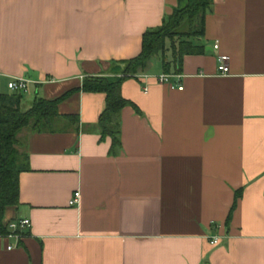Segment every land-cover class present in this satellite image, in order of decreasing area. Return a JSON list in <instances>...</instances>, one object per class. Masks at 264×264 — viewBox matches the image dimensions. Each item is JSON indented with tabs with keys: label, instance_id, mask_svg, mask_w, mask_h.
Returning a JSON list of instances; mask_svg holds the SVG:
<instances>
[{
	"label": "crops",
	"instance_id": "crops-1",
	"mask_svg": "<svg viewBox=\"0 0 264 264\" xmlns=\"http://www.w3.org/2000/svg\"><path fill=\"white\" fill-rule=\"evenodd\" d=\"M177 6L0 0V93L23 77L28 107L109 75ZM193 45L199 51L178 69L168 49L166 67L155 56L122 82L131 104L119 113L116 155L97 127L101 92L74 90L59 102L76 128L17 134L28 169L6 218L30 227L19 240L0 237V264H264V0H213ZM217 53L228 57L227 75ZM162 73L175 87L157 81Z\"/></svg>",
	"mask_w": 264,
	"mask_h": 264
},
{
	"label": "trees",
	"instance_id": "trees-1",
	"mask_svg": "<svg viewBox=\"0 0 264 264\" xmlns=\"http://www.w3.org/2000/svg\"><path fill=\"white\" fill-rule=\"evenodd\" d=\"M212 2L178 0V6L164 17L159 26L143 32L137 55L113 63L109 75L83 77L79 88L55 99L36 96L26 107L22 102V92L0 93V236L9 233L8 223L12 219L6 218V211L19 203V174L28 169L18 149L17 134L25 127L35 132L76 128L77 115H60L57 109L59 102L74 90L101 92L105 95V103L97 127L100 139L107 136L111 139L109 154L116 155L120 148L119 113L125 105L131 104L121 95L122 82L146 72L155 56H159L166 67L165 52L168 49L172 50L177 69L182 55L198 52L200 48L193 45V40L203 34L205 15ZM239 195L240 190L236 192L235 199Z\"/></svg>",
	"mask_w": 264,
	"mask_h": 264
},
{
	"label": "built area",
	"instance_id": "built-area-1",
	"mask_svg": "<svg viewBox=\"0 0 264 264\" xmlns=\"http://www.w3.org/2000/svg\"><path fill=\"white\" fill-rule=\"evenodd\" d=\"M213 49L217 50L218 49V44L215 43L213 45ZM216 61H217V70L220 74L222 75H227L229 73V66H228V57L225 54H216ZM171 75L162 73L157 76V81L159 83H164L169 85L171 88L175 87V84L171 81L170 79ZM179 77V75H177ZM7 88L11 92H23L27 89V80L23 77H12L8 82H7ZM177 89L181 90L182 85L178 84L176 86ZM147 88L144 87V90ZM79 198V191L76 190L73 193V196L69 200V204L73 205L77 203ZM30 227V220L27 218H17L13 219L8 223V228H9V233L0 237H7V238H14L15 240H19L24 236V233L27 228ZM219 241L218 237H213L210 242L211 244H217ZM11 246H7V249H10Z\"/></svg>",
	"mask_w": 264,
	"mask_h": 264
}]
</instances>
